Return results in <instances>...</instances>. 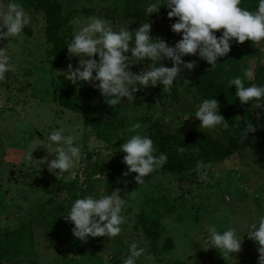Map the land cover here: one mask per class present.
I'll use <instances>...</instances> for the list:
<instances>
[{
    "label": "rangeland",
    "instance_id": "1",
    "mask_svg": "<svg viewBox=\"0 0 264 264\" xmlns=\"http://www.w3.org/2000/svg\"><path fill=\"white\" fill-rule=\"evenodd\" d=\"M58 1L71 35L89 17L98 16L114 31L120 27L132 31L140 22H148L150 37L160 38L169 46L179 40L170 30L176 18H167L170 9L162 5L166 0ZM17 2L31 21L21 35L0 39V47L9 55L13 68L0 80V240L4 249L0 264H123L127 245L133 241L145 248L136 264H257V245L246 231L249 224L264 215V143L242 149L234 141L222 140L231 153L208 163L205 179L199 177L196 167L174 173L161 166L159 173L145 176L144 184L136 185L134 173L122 175L127 168L122 163L124 153L119 151V145L134 134L128 131L132 123L139 122L141 128L136 131L146 135L157 124L164 132L181 136L192 133L204 142L221 137L219 126L199 128V121L192 116L201 99L191 81L185 79L179 97L167 104L156 97L157 84L138 87L132 104L122 97L115 106H108L100 92L90 94L78 84L77 96L93 103L99 125L108 128L113 137L99 134L84 123L80 114L57 103V74L66 72L69 64L75 69L81 57L68 55L59 67L54 66L51 46L44 37V12L26 8L25 0ZM149 2L161 6L145 17L144 8ZM7 3L0 0V12ZM239 48L242 80L247 85L255 83V70L264 65V39L255 44L245 40ZM124 55L130 57V52ZM182 61H195V67L198 59L194 54H185ZM148 63L145 58L129 70H146ZM161 64L170 67L171 61L162 58L156 66ZM194 67L182 69L179 75L186 77ZM246 67L253 71L250 80L242 75ZM259 102L264 103V98ZM255 103L238 106L237 119L257 122L262 117L264 121V104L256 107ZM165 117L169 118L167 123ZM112 126L114 131H110ZM61 127L64 135L76 137L74 143L80 145L83 158L69 173L56 176L58 170L49 172L46 166L47 160L54 159V154L48 153L52 149L47 137L53 128ZM29 153L31 161L27 159ZM111 159L121 166L117 174L108 169ZM114 190L125 199L121 214L126 219L121 232L114 237H88L83 241L73 237V225L64 218L72 201L85 195L98 198ZM141 210L150 212L157 222L158 245H170L157 255L148 249L142 221L137 218ZM210 225L218 232L232 228L236 237H241L239 251L227 255L209 246L206 238ZM149 256L151 260L146 259Z\"/></svg>",
    "mask_w": 264,
    "mask_h": 264
},
{
    "label": "clouds",
    "instance_id": "2",
    "mask_svg": "<svg viewBox=\"0 0 264 264\" xmlns=\"http://www.w3.org/2000/svg\"><path fill=\"white\" fill-rule=\"evenodd\" d=\"M240 2L241 0H166L162 5L170 9L166 13L167 18H176V22L170 24V30L180 34V39L172 46L160 38L150 37L148 22H140L132 31L127 27L114 31L102 17H89L88 22L72 35L66 45L69 56L81 59L75 69L69 64L62 74L74 85L90 80L98 81L95 86L108 106L120 104L122 97L132 104L133 94L138 87H155L159 84L165 93H169L181 70H191L194 67L195 61H182L185 54H195L214 68L218 57H224L229 52L230 40L234 39L238 44L248 40L255 44L264 39V0H257L254 11L241 8ZM160 6L155 2L147 3L144 8L145 17L155 13ZM30 21V16L17 0H8L6 7L0 12V29H3L0 31V39L21 35ZM220 29L223 31L217 37L214 31ZM128 52L130 57L124 55ZM94 54L96 59H93ZM145 58L149 61L146 70L141 69L136 73L129 70L132 64L143 62ZM162 58L170 60L171 66H156V62ZM12 70L9 55L0 47V80L4 79L6 72ZM242 75L244 79L250 80L253 78V71L246 67ZM227 86H234V94L241 104H249L250 101H256V107L264 104L259 102L264 98V84L252 83L245 86L241 77L235 76L227 81ZM217 109L218 102L210 98L203 99L196 105L192 116L199 121V128L228 127ZM168 119L165 117L164 122L167 123ZM140 128L139 122L132 123L128 131L134 134L119 145V151L124 153L122 163L127 168L122 175L135 173L133 179L136 185H143L144 177L161 168L167 161L164 153L154 155L156 149L151 138L136 131ZM253 131V126L247 123L242 139L246 133ZM63 133L62 127L53 128L47 137L48 147L52 149L48 153L54 154V159L47 160L46 166L49 172L58 170L55 172L56 176L69 173L75 163L83 158L80 145L74 143L76 137ZM183 151V146L177 148V152ZM31 153L27 156L29 161L32 160ZM195 167L199 177L205 179L209 166L197 160ZM77 196L79 197V193ZM124 205L125 199H121L116 190L110 194H101L98 198L85 195L72 201L64 218L73 225L72 236L81 241L88 237H114L121 232V225L126 219L121 214ZM246 233L257 245V264H264V215L249 224ZM207 234L206 243L227 255L240 249L241 237L237 238L232 228L218 232L214 225H210L207 227ZM126 252L128 255L123 259V264H136L137 259L145 253V248L133 241L128 243ZM146 259L151 260V257Z\"/></svg>",
    "mask_w": 264,
    "mask_h": 264
},
{
    "label": "trees",
    "instance_id": "3",
    "mask_svg": "<svg viewBox=\"0 0 264 264\" xmlns=\"http://www.w3.org/2000/svg\"><path fill=\"white\" fill-rule=\"evenodd\" d=\"M26 8L39 9L44 12L45 28L44 37L50 44L51 62L54 66L59 67L68 56L66 45L71 40V33L67 29L68 19L61 14V5L58 0H25ZM257 5V0H241L240 7L249 11H254ZM133 14H136L134 11ZM223 30H215L214 34L219 37ZM180 39V34L176 33ZM229 52L224 57H218L217 64L211 68L204 60L197 57V65L192 72L186 77L179 75L174 82L169 93L163 91L162 86H159L156 91V97L162 103H170L179 97L180 87L184 85L185 79H189L194 86L195 93L203 99H215L218 102V110L221 112L222 118L227 122L226 129L220 128L221 137L209 142L200 141L194 134L181 136L177 133H167L162 130L157 124L152 126L149 132V137L153 142V147L156 149L154 155L164 153L167 156L165 165H162L166 171L180 172L192 167H195L196 161L199 160L204 164L219 161L231 153L228 145L222 140L234 141L239 144L242 149H249L264 143V125L263 118L255 122L249 118L238 120L236 117V109L242 107L236 98L234 86H227V81L235 76L241 77L239 70L238 56L240 54L239 44L234 39L229 41ZM183 59V57L181 58ZM255 84H264V65H259L255 70ZM58 96L57 103L59 106L80 114L83 117L84 123L93 128L97 133L103 134L108 138H112V134L99 125L93 103L79 98L77 93L78 85H74L67 80L62 73L57 74ZM242 79V77H241ZM245 84V82L242 80ZM81 88L90 94L99 93V89L85 87L79 83ZM247 86V84H245ZM249 123L253 126L254 131L246 133L242 139V133L245 130V125ZM114 126L110 131H114ZM116 142V141H114ZM184 147L183 152H177L178 147ZM108 169L111 173L117 174L121 171L120 164L111 159L108 164ZM161 168L154 170L151 174H157ZM135 174V173H134ZM136 175V174H135ZM137 218L142 221V230L145 234L148 249L154 255H157L162 250H167L170 245L159 246L157 243L158 228L156 227L154 217L150 212L141 210L137 213ZM3 248L0 240V263L3 258ZM177 264H184L178 262Z\"/></svg>",
    "mask_w": 264,
    "mask_h": 264
},
{
    "label": "built area",
    "instance_id": "4",
    "mask_svg": "<svg viewBox=\"0 0 264 264\" xmlns=\"http://www.w3.org/2000/svg\"><path fill=\"white\" fill-rule=\"evenodd\" d=\"M94 75V73H93ZM81 84H83L85 87L88 88H92V89H98V87H96L95 85L98 84V81H88V82H80Z\"/></svg>",
    "mask_w": 264,
    "mask_h": 264
}]
</instances>
